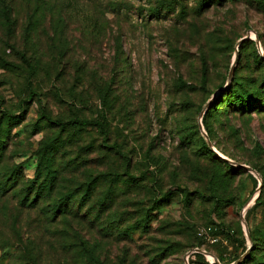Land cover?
<instances>
[{
  "label": "rangeland",
  "instance_id": "374dc122",
  "mask_svg": "<svg viewBox=\"0 0 264 264\" xmlns=\"http://www.w3.org/2000/svg\"><path fill=\"white\" fill-rule=\"evenodd\" d=\"M97 260L264 264V0H0V264Z\"/></svg>",
  "mask_w": 264,
  "mask_h": 264
},
{
  "label": "trees",
  "instance_id": "16d2710c",
  "mask_svg": "<svg viewBox=\"0 0 264 264\" xmlns=\"http://www.w3.org/2000/svg\"><path fill=\"white\" fill-rule=\"evenodd\" d=\"M235 100H238V98H235ZM54 124L55 125L62 126V127L64 125H66V124H70V125H75V126H78L79 128H81L83 126L84 127L85 126H88V125H90L92 123L90 121H88V120L73 119V120H69L68 122H63V121L54 122ZM99 126L102 127V125H99ZM202 144L205 147V143L202 142ZM53 172H54V170L51 169L50 165L48 164L47 165L46 174H47V177H50V178L48 179L47 182L44 180L43 182L39 183L36 186V190L34 191V192H36L35 195H38L40 197H43V195H44L43 193H44L45 190L50 191L52 189L53 180L55 178V175H53ZM34 182L35 181H32L30 184H28V186L25 188V194L27 193V191L29 190V188H33L34 187V184H33ZM83 188L84 187L82 186L81 187V191L80 192H77V194L76 193L73 194L72 192H70V193H65V194H61L60 196H58L57 199H55L52 202V204H51V211L53 213H57V212H62V209H67V205L66 204H68L69 201L71 203V198L72 197H75L76 195L79 196L77 198L79 203L77 204V207L76 208L81 207L83 204H85V201H87L89 199L88 196H89V193H90V192H88L89 187L87 188L88 189L87 191L84 190ZM34 199L35 198L32 199L30 205H32L34 203V201H33ZM73 203H74V200H73ZM100 204H102V203H100ZM97 263L99 264V261ZM239 264H242V262H239Z\"/></svg>",
  "mask_w": 264,
  "mask_h": 264
},
{
  "label": "bare ground",
  "instance_id": "6f19581e",
  "mask_svg": "<svg viewBox=\"0 0 264 264\" xmlns=\"http://www.w3.org/2000/svg\"><path fill=\"white\" fill-rule=\"evenodd\" d=\"M207 257H208L209 259H212V257H211L210 255H207Z\"/></svg>",
  "mask_w": 264,
  "mask_h": 264
},
{
  "label": "water",
  "instance_id": "95a60500",
  "mask_svg": "<svg viewBox=\"0 0 264 264\" xmlns=\"http://www.w3.org/2000/svg\"><path fill=\"white\" fill-rule=\"evenodd\" d=\"M185 260H186V258H185ZM213 261L215 262V259L214 258H213ZM237 263H239V261ZM186 264H188V263H186Z\"/></svg>",
  "mask_w": 264,
  "mask_h": 264
}]
</instances>
